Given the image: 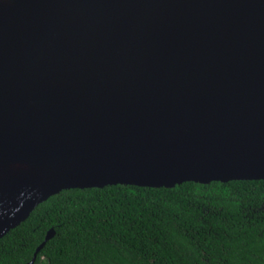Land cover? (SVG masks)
<instances>
[{"label": "water", "instance_id": "obj_1", "mask_svg": "<svg viewBox=\"0 0 264 264\" xmlns=\"http://www.w3.org/2000/svg\"><path fill=\"white\" fill-rule=\"evenodd\" d=\"M239 180H264V0H0V239L68 189Z\"/></svg>", "mask_w": 264, "mask_h": 264}, {"label": "trees", "instance_id": "obj_2", "mask_svg": "<svg viewBox=\"0 0 264 264\" xmlns=\"http://www.w3.org/2000/svg\"><path fill=\"white\" fill-rule=\"evenodd\" d=\"M264 264V180L68 189L0 239V264Z\"/></svg>", "mask_w": 264, "mask_h": 264}]
</instances>
